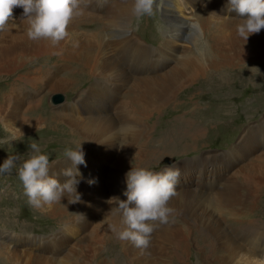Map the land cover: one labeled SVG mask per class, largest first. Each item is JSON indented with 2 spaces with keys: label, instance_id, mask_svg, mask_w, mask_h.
<instances>
[{
  "label": "bare ground",
  "instance_id": "bare-ground-1",
  "mask_svg": "<svg viewBox=\"0 0 264 264\" xmlns=\"http://www.w3.org/2000/svg\"><path fill=\"white\" fill-rule=\"evenodd\" d=\"M163 3L167 26L162 29L157 49L144 43L137 29L132 27L133 0H84L83 14L70 22L69 35L56 46L45 39H29L23 8L14 7L7 27L0 31V75L7 73L11 78L9 87L0 93V132L6 133L4 137L0 135V141L9 142L11 137L28 138L21 146L0 142V159L4 162L9 157L3 153L4 148L13 152L20 149L19 158L27 159L32 151L30 144L37 143L44 150L49 139L59 134L66 137L62 140L64 147L82 143L85 163L75 166L81 174L76 186L80 200L69 203L72 197L66 193L61 202L45 206L46 214H42L65 223V231H76L80 236L105 212L104 221L94 226L93 236H83L89 241L87 251L94 252V264H125L119 262L121 254L117 253L119 263L116 259L110 262L99 258L108 244L119 246V252L129 264H202L201 260L211 261L209 264H241V254L249 250L248 243L251 248L264 252V233L248 237L237 227V223L255 216L256 213L252 216L251 213L261 204L264 154L242 169L243 174L251 173L244 194L230 188L220 190L219 179L208 178L201 167L195 189H180L170 199L168 206L173 212L169 223L156 222L147 248H138L118 237L113 240L116 235L113 226L117 230L121 227L120 213L113 207L118 204L117 198L125 200L119 197L121 191L127 189L126 173L132 166L141 165L148 153L139 143L145 128L142 121L160 117L176 106L178 92L191 91L196 81L221 87L233 76L238 77L239 80L237 77L234 80L240 84L241 77L264 72V67L257 62L264 61V28L250 34L246 41L242 39L236 27L240 17L235 11L228 12V0H165ZM192 29L195 52H191L188 45L180 44ZM162 58L165 60L160 61ZM174 61L176 65L172 67ZM66 68L71 69L60 75ZM92 78L94 82H89ZM3 79L6 77L0 80ZM86 81L87 87L75 99L51 106L53 111L45 104L47 96L39 98L45 89L50 90V94L66 89L72 93ZM179 129H172V137L178 138ZM41 132L46 135L39 136ZM29 135L36 136L30 138ZM53 141L58 142V139ZM54 153H46L49 160L57 156ZM100 154L113 163L107 183L101 176L94 180L85 175L90 161ZM203 159L201 166L208 158ZM19 160L17 166L22 163ZM49 166V175L60 183L69 179L62 174V169L72 166L67 157L53 159ZM89 180L95 182L89 184ZM205 184L209 185V192L202 191ZM248 221L254 223L252 219ZM5 239L0 234V251L13 256L4 246ZM12 245L20 247L17 242ZM30 248L15 256L18 264L57 261ZM194 248L197 256L192 254ZM71 253L76 255L78 250L72 249Z\"/></svg>",
  "mask_w": 264,
  "mask_h": 264
},
{
  "label": "rangeland",
  "instance_id": "rangeland-1",
  "mask_svg": "<svg viewBox=\"0 0 264 264\" xmlns=\"http://www.w3.org/2000/svg\"><path fill=\"white\" fill-rule=\"evenodd\" d=\"M164 1L156 0L153 15L144 16L139 19L135 17L132 25L134 29H137L136 31L139 33L142 41L153 49L159 47L160 39L163 36L162 29L167 26L166 17L163 16ZM197 12L195 10V14ZM161 24H164V26L162 27ZM85 32L88 33L90 31L86 30ZM194 35L195 32L193 29L190 30L186 34V42L184 40L180 43L182 45H188L191 52H195L193 46ZM178 55L181 54L178 53ZM164 60L162 58L160 61ZM257 62L264 67V61ZM171 65L172 67L175 66L176 61ZM69 69L71 68H66L60 75ZM260 74L259 76L256 73L252 77H249L247 74V76L241 77L243 81L240 80V84L235 83L236 80L234 78L237 76H233L228 83L224 82L225 85H221V87H215L212 84L203 82L198 84L196 81L194 83L196 85L194 88H191V91H186L185 89L180 90L177 94L179 100L176 106L167 109L160 117L148 118L142 121L145 128L144 135L140 138L139 143L141 148L146 147L143 149H146L145 151L148 153L145 155V160L137 167H144L154 172L162 171L168 165L178 169L180 176L176 184V192H180V189L183 188L184 190L191 189L193 191L196 183H198L197 177L199 176V171L203 167L206 170L208 178L213 180L215 178L219 179L218 188L220 190L222 188H230L231 190L244 194L246 189H248L246 180L250 178L251 173L247 171L243 174L242 169L249 166L256 157L264 154V72ZM4 77L6 79L0 80V93L9 87V81H11L9 74L3 73L0 75V79ZM87 79L85 78V80ZM80 80L84 81L82 77ZM89 82H94V78L90 79ZM87 84V81L82 82V85H79L72 93L66 89L61 90L62 92L57 91L50 94V90L45 89L40 93L39 98L47 96L45 104L49 106V111H53L54 109L51 106L60 105L66 101L71 102L79 92H82L87 87ZM234 89H236V92ZM57 95L62 96V100H59L60 102L55 101ZM198 127L201 130H194ZM172 129H179V135L177 134L178 138L172 137ZM42 133L38 135H46L45 132L41 135ZM5 134L4 132H0V135L3 137ZM35 136L29 135L30 138H34ZM11 138L7 142L8 145L23 142L25 144V140L28 137H22L20 139H15V137ZM56 138L58 142L53 141ZM56 138L49 139L50 141L47 142L46 149L42 150V152L44 154L55 152L54 154L57 156L53 159H62L65 157V148L69 146H63L62 140L66 139L64 135L59 134ZM7 144L5 143V145ZM145 144L146 146H144ZM70 147L75 148L76 144L71 143ZM2 151L8 156L21 157L20 155H22L20 149L13 152L5 150L4 148ZM99 151L102 150L99 149ZM60 152L63 155H60ZM99 156V158L93 161H90L88 158L91 165L89 166L88 173H85V175H88L89 178L94 180L101 176V180L107 183L110 177L109 174L113 168V163L108 162L103 157L104 155L100 154ZM202 158H208L206 159L207 163L204 164L205 166H201V163L205 162V159L202 160ZM53 159L49 160V162ZM24 160L25 158L19 160V162H23ZM134 161V156H132L130 158L131 164ZM2 164L3 160L0 159V165ZM17 168L14 167L11 174H0V234L6 238L4 240L6 245L4 246L9 248L14 254L11 256L6 252L0 251V264H18L15 256H18L21 250H29V246L38 250L42 255H48L53 259L55 258L57 261L54 264H94V252L89 253L87 251L89 241L83 236L85 234H88L86 236H90L94 230V226L104 221L105 212H103V215L94 222L84 235L77 236L76 231H65V223H59L50 216H43L47 210L45 207L38 209L28 203V198L23 194L22 182L18 177H15L16 175L18 176ZM234 174L235 176L231 177ZM230 178L236 179L230 180ZM209 190L210 187L208 184H205L202 188L203 192H209ZM124 193L121 191L119 198L126 200L127 197ZM214 194L215 192L211 196ZM259 200H261L259 202L261 204L257 207V210L255 209L251 213V216L255 213L256 215L246 219V221L237 223L240 232L243 234L247 233L248 237L264 233V194ZM117 208L118 204L113 207V210L117 211ZM221 216L223 215L221 214ZM251 219L254 222L253 224L248 221ZM40 220L42 222L37 224L36 222H40ZM224 222L228 223L229 220L224 219ZM51 237L54 238L51 240ZM116 238L117 235H114L113 240L118 239ZM13 242L19 243L20 247L13 246ZM23 244H25V247H23ZM41 244L42 246H39ZM38 246L41 248L38 249ZM247 248L249 250H244L241 254V264H259L260 258H264V252L251 248L249 243ZM72 249H77L78 254L73 255L71 253ZM119 250V246L108 244L101 255H99V258L103 257L110 262H115L116 259L117 263L129 264L130 262L126 261V258L123 257V254ZM192 251H194L192 254L195 255L197 249L194 248ZM116 253L118 255L121 254L119 255L121 261L119 262ZM210 262L201 260L202 264H209Z\"/></svg>",
  "mask_w": 264,
  "mask_h": 264
},
{
  "label": "clouds",
  "instance_id": "clouds-1",
  "mask_svg": "<svg viewBox=\"0 0 264 264\" xmlns=\"http://www.w3.org/2000/svg\"><path fill=\"white\" fill-rule=\"evenodd\" d=\"M83 3L84 0H0V31L7 27L13 8L22 7L28 38L34 41L45 39L56 46L69 35L67 29L70 22L83 14ZM155 3L156 0H133V16L139 19L153 15ZM227 10L235 11L240 17L237 33L245 41L250 34L259 33L264 28V0H228ZM81 144L64 150L65 157L72 165L62 169V174L69 178L64 183L49 175V157L37 143L29 145L32 151L18 166L19 157L9 156L0 165V174H11L13 168L18 167L23 194L34 208L41 209L61 202L66 193L72 197L69 203H76L80 200L76 186L80 183L77 177L81 174L75 166L85 163ZM179 176V170L170 165L159 172L132 166L126 173L127 190L124 195L127 199H116L121 227L117 230L113 226L112 230L118 239L130 241L138 248L149 246L156 222L169 223L173 209L168 203L177 194ZM94 182L88 181L89 184ZM259 264H264V258H260Z\"/></svg>",
  "mask_w": 264,
  "mask_h": 264
},
{
  "label": "water",
  "instance_id": "water-1",
  "mask_svg": "<svg viewBox=\"0 0 264 264\" xmlns=\"http://www.w3.org/2000/svg\"><path fill=\"white\" fill-rule=\"evenodd\" d=\"M61 99H62V96L57 95L56 98H55V101H56V100L59 101V100H61Z\"/></svg>",
  "mask_w": 264,
  "mask_h": 264
}]
</instances>
